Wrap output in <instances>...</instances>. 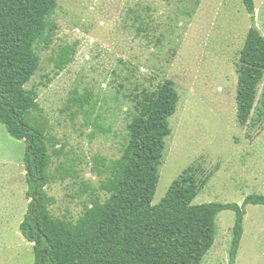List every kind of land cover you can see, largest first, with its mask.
<instances>
[{"label": "rangeland", "instance_id": "rangeland-1", "mask_svg": "<svg viewBox=\"0 0 264 264\" xmlns=\"http://www.w3.org/2000/svg\"><path fill=\"white\" fill-rule=\"evenodd\" d=\"M255 5L253 23L242 0L58 1L49 19L55 29L35 45L40 67L25 87L38 93L31 117L48 138L54 218L76 223L93 202L109 199L101 185L128 144L137 102L166 80L180 100L153 204L189 169L199 187L195 205L264 195V77L249 121L241 125L237 117L241 52L254 25L264 36V0ZM67 46L73 61L59 71L53 59ZM25 152V142L0 123V161L11 158L18 178ZM19 182L25 186L20 178L8 189L10 227L23 203ZM246 211L236 264H264V205ZM234 222L233 211L218 216L217 240L203 264H229ZM10 232L17 253L8 252V264H35L33 246Z\"/></svg>", "mask_w": 264, "mask_h": 264}, {"label": "trees", "instance_id": "trees-1", "mask_svg": "<svg viewBox=\"0 0 264 264\" xmlns=\"http://www.w3.org/2000/svg\"><path fill=\"white\" fill-rule=\"evenodd\" d=\"M58 1L0 0V123L26 144L30 203L20 230L33 244L35 264H203L216 243L217 218L224 211L235 213L229 264H236L246 207L264 205V195H249L243 204L195 205L199 187L189 169L159 204H153L170 119L180 100L171 80L138 100V114L127 128L128 144L112 165V176L101 185L109 199L93 202L76 223L51 215L53 200L46 192L51 182L48 138L45 127L31 117L38 108V93L25 87L40 67L35 45L55 29L49 19ZM242 2L255 23V0ZM74 51L67 46L53 59L59 71L73 61ZM240 65L237 117L245 125L264 77V36L255 25L247 35Z\"/></svg>", "mask_w": 264, "mask_h": 264}, {"label": "crops", "instance_id": "crops-1", "mask_svg": "<svg viewBox=\"0 0 264 264\" xmlns=\"http://www.w3.org/2000/svg\"><path fill=\"white\" fill-rule=\"evenodd\" d=\"M12 166H15V163L13 162L11 158L0 161V264H3V262H5V264H8V261H9L7 258L8 252H13L15 254L17 253V250L12 248V244H10L8 241L7 228H8V231L9 229L11 230L10 237H15L17 240L21 242V244H27L26 242L28 241L23 236L20 230V225L25 219V216L28 211V206H29V200L27 198L28 184L26 180V167H25V170L24 168H22L23 169L22 174L18 178V176H14L13 174L14 168H12ZM20 178L21 179L23 178V181L25 183V186L21 185L20 187V182H19V190L20 189L22 190V187H23V190H22L23 203L20 206V209L15 210V213H13V217H12L13 219H12V223L10 227L7 222L8 220L7 216L9 214V211L12 209L9 208L10 206L8 203V198H9L10 193L8 189L11 190L13 188V183L18 184L17 182H18V179ZM16 214H19V215L16 216ZM2 221H3V224H2ZM2 226H3V231H2ZM31 245L33 246V244ZM15 257H17V255Z\"/></svg>", "mask_w": 264, "mask_h": 264}, {"label": "water", "instance_id": "water-1", "mask_svg": "<svg viewBox=\"0 0 264 264\" xmlns=\"http://www.w3.org/2000/svg\"><path fill=\"white\" fill-rule=\"evenodd\" d=\"M255 28H257V26H255Z\"/></svg>", "mask_w": 264, "mask_h": 264}]
</instances>
